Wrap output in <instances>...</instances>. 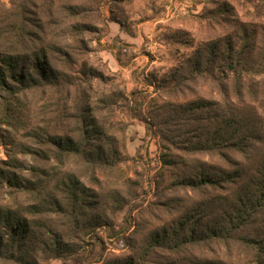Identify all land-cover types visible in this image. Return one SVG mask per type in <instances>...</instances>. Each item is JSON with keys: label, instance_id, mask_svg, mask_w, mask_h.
<instances>
[{"label": "rangeland", "instance_id": "obj_1", "mask_svg": "<svg viewBox=\"0 0 264 264\" xmlns=\"http://www.w3.org/2000/svg\"><path fill=\"white\" fill-rule=\"evenodd\" d=\"M225 4L227 12H221ZM184 5L182 9L173 0H0V51L44 49L48 62L59 72L58 93L64 89L69 94L65 113H75L74 90L81 87L84 68H94L105 78L94 82L88 95L90 105L95 106L102 91L121 92L126 98L113 114H97L115 137L120 157L114 167L90 173L76 159L60 166L38 143L36 132L45 121L43 113L49 118L57 112L59 101L54 99L58 93L46 88L17 96L20 108L15 113L20 118L15 116L13 127L0 129V205L25 216L43 243L29 249L23 260L1 255L0 264H105L114 260L122 264L129 258L143 264H166L175 256L165 248L144 256L150 234L169 227L204 197L224 192L223 188L195 191L173 186L181 170L164 165V159L185 160L188 166L219 162L210 153L189 154L169 145L149 127L148 119L151 109L166 103L180 105L200 98L221 101L218 84L207 80H194L176 94L156 85L200 43L230 37L239 47L237 38L251 34L253 45L245 50L248 60L241 70V100L264 127V0H186ZM77 28L81 30L78 35ZM150 45L154 48L149 49ZM232 84L227 81L235 102ZM73 130L69 125L65 133L74 136ZM39 149L41 158L27 154ZM234 158L243 161L241 155ZM31 169L36 171L31 173ZM68 174L97 193L100 202L94 213L100 218L105 215L102 221L106 223L84 237L78 229L69 230L66 216L53 205L55 198L63 202L59 185ZM31 176L32 183L47 182L44 190L25 192L19 187ZM53 239L72 246L68 258L53 257ZM185 253L193 259L207 256L227 264H254V252L237 243L193 246Z\"/></svg>", "mask_w": 264, "mask_h": 264}, {"label": "trees", "instance_id": "obj_2", "mask_svg": "<svg viewBox=\"0 0 264 264\" xmlns=\"http://www.w3.org/2000/svg\"><path fill=\"white\" fill-rule=\"evenodd\" d=\"M226 6L219 10L227 12ZM75 32L78 35L81 30L77 28ZM237 39L239 47L230 37L200 43L190 57L158 79L157 89H169L175 94L198 79L218 84L221 101L200 98L180 105L166 103L151 109L148 125L156 129L158 136L169 145L189 154L210 153L219 162L188 166L185 160L172 162L164 159V165L173 164L181 170L176 173L179 175L171 183L173 186L195 191L223 188L224 192L204 197L169 227L153 231L149 245L144 247V256L155 248H165L175 256L166 264H227L216 257L193 259L185 256V252L193 246L203 248L213 243L225 246L237 243L254 252V264H264V127L261 119L246 109L241 100L242 64L248 60L245 52L253 45V35L243 34ZM81 74V87L74 90L78 99L74 105L75 113L67 114L65 106L69 94L64 89L58 93L59 72L48 62L44 49L34 46L29 53L19 49L0 51V98L3 99L0 129L13 127L15 116L20 118L15 113L20 108L17 107V96L31 90L54 89L58 93L56 98L54 96V100L59 101L55 106L57 112L54 111L56 113L49 118L43 113L45 121L36 132L40 139L38 143L48 149L60 166L69 159H76L87 172L96 173L114 167L120 157L115 137L108 133L104 122L98 121L97 114H113L119 102H125L126 98L121 92L102 91L95 106L90 105L88 95L94 82H104L105 78L90 67L84 68ZM229 80L233 82L235 102L230 99ZM69 125L74 127V136L65 133ZM164 149L168 150L167 147ZM41 150L28 151L27 154H37L41 158ZM234 155H241L243 161L235 160ZM34 171L31 169V173ZM23 181L26 184L19 187L25 192L42 191L47 184L45 181L32 183V176ZM60 184L63 202L55 198L53 205L66 216L72 233L78 229L84 237L101 226V222L106 223L102 221L104 214L100 218L94 213L100 202L95 191L83 185L74 174L65 175ZM37 243H43L41 234L34 231L27 218L0 205V256H16L23 260L27 258V251ZM51 243L55 258H68V253L72 252V246L63 240L53 239ZM46 248H49L48 244ZM105 264H115V260ZM122 264H143V261L129 258Z\"/></svg>", "mask_w": 264, "mask_h": 264}, {"label": "built area", "instance_id": "obj_3", "mask_svg": "<svg viewBox=\"0 0 264 264\" xmlns=\"http://www.w3.org/2000/svg\"><path fill=\"white\" fill-rule=\"evenodd\" d=\"M176 4H177V6H179V7H181L182 9L185 7V1L186 0H173Z\"/></svg>", "mask_w": 264, "mask_h": 264}, {"label": "crops", "instance_id": "obj_4", "mask_svg": "<svg viewBox=\"0 0 264 264\" xmlns=\"http://www.w3.org/2000/svg\"><path fill=\"white\" fill-rule=\"evenodd\" d=\"M152 48H154V46H151V45H150V46H149V49H152Z\"/></svg>", "mask_w": 264, "mask_h": 264}]
</instances>
